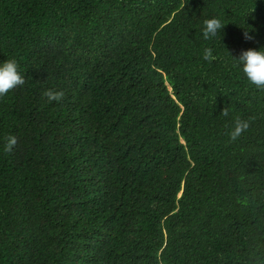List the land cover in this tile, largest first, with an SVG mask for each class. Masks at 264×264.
Masks as SVG:
<instances>
[{"label": "trees", "instance_id": "1", "mask_svg": "<svg viewBox=\"0 0 264 264\" xmlns=\"http://www.w3.org/2000/svg\"><path fill=\"white\" fill-rule=\"evenodd\" d=\"M262 45L264 0H0V264H264Z\"/></svg>", "mask_w": 264, "mask_h": 264}, {"label": "clouds", "instance_id": "2", "mask_svg": "<svg viewBox=\"0 0 264 264\" xmlns=\"http://www.w3.org/2000/svg\"><path fill=\"white\" fill-rule=\"evenodd\" d=\"M225 23L217 17L207 18L202 22L201 35L204 40H213L218 35L222 39ZM252 30L245 29L244 39L254 40L251 35ZM230 53V52H229ZM234 66L237 71L242 74L243 78L255 89L264 91V45L256 48H248L241 50L238 56L230 54ZM212 58V49L205 48L203 59L210 60ZM24 77L21 75L17 62L6 59L0 61V97L5 96L10 90L24 84ZM45 95L49 102H59L64 93L62 91H46ZM224 116L228 115L227 111H223ZM249 128V122L246 120L237 119L234 127L229 131L228 135L231 140H236L242 133ZM17 139L15 136H10L5 145V151H11L16 145Z\"/></svg>", "mask_w": 264, "mask_h": 264}]
</instances>
